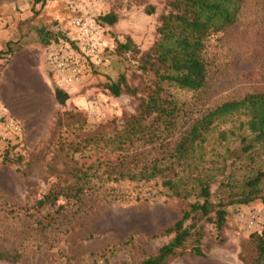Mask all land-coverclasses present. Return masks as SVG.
Instances as JSON below:
<instances>
[{
    "label": "rangeland",
    "instance_id": "374dc122",
    "mask_svg": "<svg viewBox=\"0 0 264 264\" xmlns=\"http://www.w3.org/2000/svg\"><path fill=\"white\" fill-rule=\"evenodd\" d=\"M81 6L72 9L67 0H0V253L19 255L0 264H131L155 253L173 236L162 229L195 198L171 195L161 179H115L118 171L135 172L171 150L208 108L264 91V0H245L235 23L206 42L205 87L167 86L182 108L173 137L162 146L134 143L126 152L114 150L108 139L124 128L148 92L153 76L139 69L140 57L158 37L168 0H82ZM148 6L154 13H146ZM83 12L97 22L98 16L116 14L114 24H101L112 48L108 62L85 61L78 81L68 85L46 54L53 45H74L71 17ZM41 30L50 33V43L42 42ZM127 39L132 49L122 51L118 45ZM121 75L128 90L114 96L108 85ZM57 86L68 93L62 105L54 97ZM9 118L19 131L5 128ZM76 167L88 173L81 198L60 196L40 207L49 189L75 183ZM225 207L221 229L213 214L201 220L204 254L188 249L170 264L251 262L256 252L250 235L261 229L264 207L259 199Z\"/></svg>",
    "mask_w": 264,
    "mask_h": 264
},
{
    "label": "trees",
    "instance_id": "16d2710c",
    "mask_svg": "<svg viewBox=\"0 0 264 264\" xmlns=\"http://www.w3.org/2000/svg\"><path fill=\"white\" fill-rule=\"evenodd\" d=\"M244 1L168 0L169 11L160 15L158 37L140 57L139 69L153 76L148 92L139 97L137 111L126 118L124 128L108 139L114 150L126 152L134 143L162 146L173 137L182 108L167 86L191 91L205 87L206 42L211 35L235 23ZM145 11L152 14L155 10L148 6ZM115 15L106 13L98 16V21L112 25L117 20ZM39 35L42 42L50 43L49 32L41 30ZM53 39L57 41V36ZM118 48L131 50V41L119 43ZM122 88L128 90L123 75L108 85L114 96L120 95ZM54 97L62 105L68 93L57 86ZM123 160L124 157L120 163ZM73 172L75 183L49 189L38 205H53L60 196L79 200L87 186L88 173L82 167L74 168ZM118 173L115 179L125 176L140 181L161 179V186L171 195L195 198L172 225L162 229L161 233L173 234L172 238L155 253L131 264H170L188 249L191 254L202 256L203 218H211L213 214L217 229H221L227 214L225 206L259 199L264 207V91L247 93L208 108L193 119L171 150L148 159L135 172ZM218 193L219 197L212 199ZM250 237L256 253L249 264H264V222ZM18 258V254L0 253V259L15 262Z\"/></svg>",
    "mask_w": 264,
    "mask_h": 264
},
{
    "label": "built area",
    "instance_id": "2783aa9c",
    "mask_svg": "<svg viewBox=\"0 0 264 264\" xmlns=\"http://www.w3.org/2000/svg\"><path fill=\"white\" fill-rule=\"evenodd\" d=\"M72 9L81 6L82 0H67ZM87 13L76 14L71 17V24L76 29V37L73 43L66 46H50L47 50L46 58L68 85L78 81L82 72V63L90 61L93 64L106 63L108 59L106 53L112 48L105 36L101 23L94 21L92 17H87ZM5 128L20 130L18 123L13 119H6ZM255 217H251L253 224ZM257 222V220H256Z\"/></svg>",
    "mask_w": 264,
    "mask_h": 264
}]
</instances>
